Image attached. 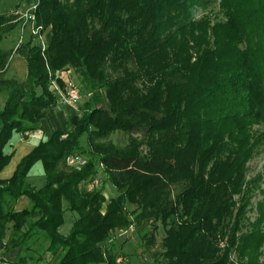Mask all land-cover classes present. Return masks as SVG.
<instances>
[{
  "label": "trees",
  "instance_id": "trees-1",
  "mask_svg": "<svg viewBox=\"0 0 264 264\" xmlns=\"http://www.w3.org/2000/svg\"><path fill=\"white\" fill-rule=\"evenodd\" d=\"M212 2L220 16L202 13ZM33 5L46 46L41 51L31 38L16 51L27 64L23 83L4 78L13 52L0 48V92L7 93L0 171L11 159L4 149L12 133L25 139L41 130L60 104L50 89L51 80L65 87L57 73L77 75L87 100L65 132L39 142L10 179L0 180V239L12 224L3 252L19 248L13 264H49L47 254L58 255L56 264H120L113 232L134 225L150 250L157 223L164 237L154 264H260L264 205L244 223L251 197L244 169L264 145V131H252L264 127V0ZM16 27L13 17L0 15V43ZM117 131L129 134L125 146L103 142ZM83 136L87 161L77 170L65 159L83 155ZM37 162L44 171L38 188L27 181ZM99 163L117 191L108 201L101 189L88 188ZM177 183L184 187L171 199L168 188ZM22 196L29 208L16 212ZM67 212L74 218L63 235Z\"/></svg>",
  "mask_w": 264,
  "mask_h": 264
},
{
  "label": "rangeland",
  "instance_id": "rangeland-1",
  "mask_svg": "<svg viewBox=\"0 0 264 264\" xmlns=\"http://www.w3.org/2000/svg\"><path fill=\"white\" fill-rule=\"evenodd\" d=\"M36 0H0V15H6L13 17L15 22L17 23V27L14 31L9 33L3 41L0 43V48L6 50V49H12L13 55L16 54V51H18L23 43L29 41L32 37L29 36V29H25L24 33V41L19 45L18 48H16V43L19 40L20 35V25L23 22L22 16L27 12V10L34 4ZM204 14L208 13L211 14V16L219 15L218 13V6L217 3L212 2L209 7L202 12ZM201 15V13H200ZM220 16V15H219ZM14 34V35H13ZM8 42L5 41L7 40ZM33 44H37L38 40H32ZM11 58V57H10ZM11 60V59H10ZM9 60V61H10ZM60 80L66 85H73L75 87H78L79 82L77 80V75H75L72 71H61L57 73ZM66 77V78H65ZM65 79L68 82H65ZM50 89L52 90V87L50 85ZM87 98L80 97V100L77 103L71 104L73 107L74 114H78V109L85 103ZM64 104L60 103L55 109H61L63 108ZM105 107V105L103 106ZM66 131V130H65ZM64 131V132H65ZM253 133H257L258 131H264V127L262 126H255L253 127ZM142 135L141 133L132 134L131 136L140 138ZM129 134H125L122 132H114L112 133L106 140V142H110L116 147H123L128 142ZM81 148L84 151L82 153L84 158H86V136H83L81 138ZM244 181L247 183L248 187L250 188V194L251 197L248 201V206L246 207V213H245V224L246 223H252L254 220L258 217L257 214V205L259 203H262L264 205V145H260L254 152L253 156L250 158V160L245 164L244 169ZM43 184V183H42ZM41 185H38V187H41ZM97 188L101 189L105 200L108 201L110 198L117 196V191L110 185V183L107 181L106 176L101 172L98 179V184L96 185ZM184 185L183 184H172L168 188V194L171 199H174L175 195H177L182 189ZM237 197L235 196L234 199ZM106 203V202H105ZM251 208V209H250ZM134 207L128 206V210H133ZM74 218L73 214H70L69 212L65 213V220L67 224H71L72 220ZM133 217H130L132 220ZM157 230L154 232L155 237V244L150 250H145L143 241L141 239L142 234L138 231V229L132 225L127 230L121 231L117 230L113 232L112 234V241L115 246L116 253L119 254L120 259H118V263L120 264H154L153 258L156 251L159 250L161 245V240L164 237V229L160 223L156 224ZM248 227V226H247ZM151 229L146 228V230ZM250 228H245L242 232L249 231ZM259 263L264 264V244H262L259 248ZM56 256L51 257L49 254L45 256V260L49 262V264L54 262V264L57 263L58 258ZM232 259L235 260V255L232 254Z\"/></svg>",
  "mask_w": 264,
  "mask_h": 264
},
{
  "label": "crops",
  "instance_id": "crops-1",
  "mask_svg": "<svg viewBox=\"0 0 264 264\" xmlns=\"http://www.w3.org/2000/svg\"><path fill=\"white\" fill-rule=\"evenodd\" d=\"M8 40L9 39L7 37V40L5 39V41L8 42ZM10 59L11 60L9 61V66L4 78L7 80H14L21 84L25 81L27 75L26 61L19 55H14L13 57L11 56ZM67 80L65 79V82H68ZM6 100L7 93L5 91L0 92V111L3 109ZM72 116H74L73 107L71 105H64L61 109L50 110L41 121V130L27 133L25 135V139H23L19 133L13 132L4 149V153L11 155V159L9 163L0 171V180L3 181L10 179L13 176L19 161L30 153L39 142L45 141L55 131L64 132L66 130V122ZM27 181L34 187L43 183L44 171L40 162L33 165L29 171ZM27 208H29V200L24 196L20 197L14 205V211L16 212ZM11 226L12 224L8 225L5 237L0 239V262L4 261L7 264H13L19 255V248L3 252V246L11 233ZM70 227L71 224L65 223L59 231L61 234L66 235L68 234ZM56 258H58V255ZM50 264H54V262H51Z\"/></svg>",
  "mask_w": 264,
  "mask_h": 264
},
{
  "label": "built area",
  "instance_id": "built-area-1",
  "mask_svg": "<svg viewBox=\"0 0 264 264\" xmlns=\"http://www.w3.org/2000/svg\"><path fill=\"white\" fill-rule=\"evenodd\" d=\"M35 5H32L27 12L22 16V20L23 22L20 25V35H19V40L16 43V48L19 47V45L21 43H23L24 39V33H25V29H29V36L32 37L34 40H38V43L41 47V51H44L45 49V35L44 32H41V27L36 25V20H35V16L33 13H31V11L35 10ZM51 87H52V92L56 95V97L58 98V101L64 105H71L74 103H77L80 100V94L78 92V89L73 86V85H68L66 83L64 89H61L59 87V85L56 83L55 80H51L50 83ZM87 159L84 158L81 155H69L66 159H65V163L66 166L80 170L83 165L86 163ZM102 164L99 163L98 164V169L100 171V173L102 172ZM98 179L99 177L95 178L94 180H92L89 184H88V188L92 189L93 187H96V185L98 184Z\"/></svg>",
  "mask_w": 264,
  "mask_h": 264
}]
</instances>
